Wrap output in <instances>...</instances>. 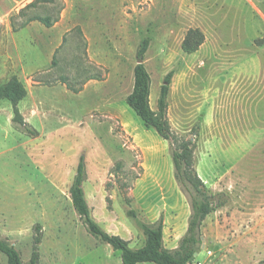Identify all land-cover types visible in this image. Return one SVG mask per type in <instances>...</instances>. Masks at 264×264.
Listing matches in <instances>:
<instances>
[{"label": "rangeland", "instance_id": "obj_1", "mask_svg": "<svg viewBox=\"0 0 264 264\" xmlns=\"http://www.w3.org/2000/svg\"><path fill=\"white\" fill-rule=\"evenodd\" d=\"M32 1L0 0V85L15 76L27 91L17 108L28 132L0 101V236L20 259L29 260L39 224V264H122L72 207L69 188L81 155L82 189L102 231L136 249L144 243L141 225L162 217L165 248H176L184 235L190 208L174 179L169 143L125 101L136 51L148 38L150 107L156 110L172 71L170 128L194 142V169L223 203L205 218L204 246L190 264L262 262L264 0H61L51 28L30 22L14 32L12 17L18 26L55 16V4L21 13ZM195 28L204 43L186 55L180 45Z\"/></svg>", "mask_w": 264, "mask_h": 264}, {"label": "trees", "instance_id": "obj_2", "mask_svg": "<svg viewBox=\"0 0 264 264\" xmlns=\"http://www.w3.org/2000/svg\"><path fill=\"white\" fill-rule=\"evenodd\" d=\"M56 5L55 16H33L23 23L15 26L11 18V26L14 32L25 28L30 22H38L45 28H51L59 19L63 7L61 0H33L23 10L35 8L37 5ZM19 12V14H21ZM204 43V35L199 29L186 31L181 42V51L186 55L196 53ZM149 46V39L145 38L136 51V58L143 60ZM55 64L53 59L52 65ZM173 72H168L159 88V96L156 102V110H152L149 104L151 78L143 62L136 64L133 70V86L127 95L126 104L133 110L146 128H152L157 135L167 141L170 147V155L173 165L174 179L182 193L186 196L190 214L184 235L180 238L174 249H167L163 243V218L151 224H142L144 243L141 247L133 249L128 242L119 236L109 235L90 217V211L86 203L82 184L86 180V167L84 156H80L69 188V196L72 207L84 227L85 231L101 244L108 245L113 251L120 253L122 264H190L194 260V253L198 254L201 247V227L205 218L217 208L223 206L220 201H215V195L207 191L204 182L194 169V148L192 140H185L174 134L167 119V96ZM68 88L76 92L73 87ZM27 96L23 83L15 76L0 85V101H8L12 106V121L17 127H22L26 132L27 125L22 120L17 108L18 104ZM127 203L129 201L127 200ZM131 213V211H130ZM42 227L39 224L33 227L32 250L27 262H23L14 246L0 236V253L6 258L5 264H39V245L41 243ZM259 264H264V260Z\"/></svg>", "mask_w": 264, "mask_h": 264}, {"label": "water", "instance_id": "obj_3", "mask_svg": "<svg viewBox=\"0 0 264 264\" xmlns=\"http://www.w3.org/2000/svg\"><path fill=\"white\" fill-rule=\"evenodd\" d=\"M143 62V60H141V59H138L137 60V64H141ZM201 241H203V239L201 238ZM204 246V244H203V242H202V244H201V247H203ZM197 256V253H194V257H196Z\"/></svg>", "mask_w": 264, "mask_h": 264}]
</instances>
